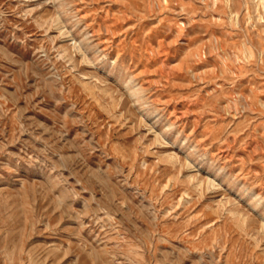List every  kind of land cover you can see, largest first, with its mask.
I'll use <instances>...</instances> for the list:
<instances>
[{
  "label": "rangeland",
  "instance_id": "1",
  "mask_svg": "<svg viewBox=\"0 0 264 264\" xmlns=\"http://www.w3.org/2000/svg\"><path fill=\"white\" fill-rule=\"evenodd\" d=\"M0 264H264V0H0Z\"/></svg>",
  "mask_w": 264,
  "mask_h": 264
}]
</instances>
